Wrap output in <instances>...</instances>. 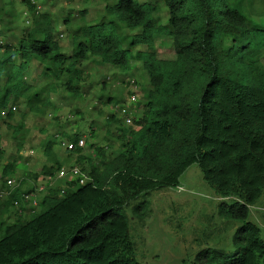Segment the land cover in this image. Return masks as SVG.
<instances>
[{"label": "trees", "instance_id": "16d2710c", "mask_svg": "<svg viewBox=\"0 0 264 264\" xmlns=\"http://www.w3.org/2000/svg\"><path fill=\"white\" fill-rule=\"evenodd\" d=\"M20 3L30 14L28 28L14 45L0 41V124L12 135L22 128L9 125L14 105L22 101L27 113L42 115L58 88L78 97L84 80L79 64L88 59L119 71L135 61L149 89L141 117L132 118L126 132L114 115L107 117L106 125H118L121 142L113 157L101 159V149L89 145L100 162L95 165L81 154L83 148L69 150L75 164H86V171L78 169L89 181L57 180L27 220L20 219L26 192L22 179L16 180L0 201V218L18 207L13 223L0 222V264H138L122 209L150 191L175 188L192 164L215 196L229 201L218 205V214L239 223L234 251H206L205 261L264 264V240L247 220L264 188V28L250 24L234 0H112L104 6L106 15L134 33L121 36L119 27L104 19L78 26L70 33V52L63 54L51 18L35 14L28 0ZM157 37L169 40L173 58L156 57ZM31 62L41 65L47 78L38 88L26 80ZM78 136L66 139L74 144ZM52 144L47 140L43 152ZM49 159L52 165L25 176L49 180L61 168ZM15 166L6 162L1 178L12 177ZM131 211L147 219V202L138 201Z\"/></svg>", "mask_w": 264, "mask_h": 264}, {"label": "rangeland", "instance_id": "374dc122", "mask_svg": "<svg viewBox=\"0 0 264 264\" xmlns=\"http://www.w3.org/2000/svg\"><path fill=\"white\" fill-rule=\"evenodd\" d=\"M8 1L0 0V36L3 37V44L14 45L23 29L29 26L30 18L25 22L26 13L20 0H10L14 1L12 4H8ZM111 1L34 0V5L39 7L37 13L47 14L51 18L59 52L68 54L71 50L70 33L78 26L95 24L104 19L113 21L115 26L119 27L121 36L134 33L127 31L114 18L106 15L104 6ZM234 1L239 12L250 24L264 28V0ZM4 10L11 18L2 14ZM80 11H83L82 18ZM163 11L162 9L159 15L161 23L165 22ZM65 18H70L67 25L62 24ZM11 29L14 30L12 35L9 32L7 34V30ZM153 48L157 58H173V50L167 38H155ZM260 62L264 63V58L260 59ZM79 68L84 80L78 86V97L64 92L60 87L49 95L51 108L42 115L27 113L22 101L17 102L9 121V125L13 127L22 125L17 135H12L11 131L0 124V171L6 162L15 161L14 174L10 178L15 181L22 179L21 189L26 192L24 197L34 195V189L43 186L41 178L31 180L25 176L26 173H34L42 166L52 165L49 157H54V161L64 169L75 166L86 171V164H75L76 155L66 150L68 136L78 133V138L84 143L81 154L91 158L93 164L98 165L100 162L97 156L87 146L100 148L101 159L106 160L113 157L121 145L116 138V135H119L118 125H106L107 117L114 115L123 132L133 126L132 118L141 117V106L146 100L149 85L146 74L139 68L138 63L131 60L126 71H119L101 65L91 58L81 62ZM41 71V65L31 62L26 72L27 82L36 88L46 83L47 78L41 75ZM130 80L133 81V88L127 87ZM130 91L134 92L135 96L134 102L128 105L125 99H129ZM121 109L131 115L129 125H125L121 119ZM47 140L53 141L48 154L43 152ZM35 196L36 204L43 194ZM142 199L147 202L148 211V217L144 220L137 218L131 211L132 206ZM228 202L215 196L203 182L195 164L190 165L179 176L175 188L153 190L131 202L122 212L127 219L128 238L133 246L135 261L138 264H216L214 261H205L206 251L230 255L234 251L232 236L239 226L238 222L218 214V205ZM17 208L14 207L0 218V222L13 223L16 220ZM29 209L25 203L20 205V219H30L32 215L29 212L33 211L34 215L39 212L40 207ZM6 216L7 220H4ZM247 220L258 227L259 237L264 240V188L257 202L249 207Z\"/></svg>", "mask_w": 264, "mask_h": 264}, {"label": "built area", "instance_id": "2783aa9c", "mask_svg": "<svg viewBox=\"0 0 264 264\" xmlns=\"http://www.w3.org/2000/svg\"><path fill=\"white\" fill-rule=\"evenodd\" d=\"M127 86L133 88V81L130 80ZM134 96L135 93L130 91L129 99H127L128 105L130 102H134ZM119 115L121 116V119L123 120L125 125L130 124L131 115L129 113L126 114L125 111L121 109V114L119 113ZM83 145H84L83 140L78 139L74 144L68 143L66 145V150L67 151L72 150L74 146H76L77 148H82ZM61 179H64L66 181L77 180V185H83L85 181H89L83 175V173H81V171L75 166H71L66 169L60 168L57 172H55L53 177H51L49 180L45 182H42L43 186H39L34 189L35 192L34 195L30 194L29 197L28 196L24 197V199L27 201V206L30 209L37 207L38 202L35 204V197H36L35 195L44 194V192L47 189L52 188L54 186V183L57 180H61ZM16 185L17 183L14 179L10 177H6V178L0 177V200L6 199L9 196L10 192L16 187ZM60 192L62 193V190Z\"/></svg>", "mask_w": 264, "mask_h": 264}, {"label": "crops", "instance_id": "0c3cea01", "mask_svg": "<svg viewBox=\"0 0 264 264\" xmlns=\"http://www.w3.org/2000/svg\"><path fill=\"white\" fill-rule=\"evenodd\" d=\"M28 1H29V0H28ZM8 2H9L8 4H12L14 1L11 2V1L9 0ZM29 2H30L31 4H34V0H31V1H29ZM24 10H25L24 12L26 13V21H25V22H27V18H30V14L27 12L26 7H24ZM38 11H39V7L36 6V7H35V14H39V13H37ZM2 14H7V15L9 16V18H11L10 14L7 13V12H5V10H4V12H3ZM42 14H43V13H42ZM23 15L25 16V14H23ZM24 19H25V17H24ZM9 20H10V19H9ZM9 22H11V20H10ZM7 24H8V23H7ZM26 28H28V27H26ZM24 29H25V28H24ZM24 29H23V30H24ZM13 31H14L13 29H11L10 31L7 30L6 33H7V34L10 33V34L12 35ZM8 32H9V33H8ZM2 34H5V33H2ZM2 34H1V35H2ZM60 36H61V35H59V38H60ZM1 39H3V37L0 36V41H1ZM17 40H18V39H17ZM1 43H2V42H1Z\"/></svg>", "mask_w": 264, "mask_h": 264}, {"label": "clouds", "instance_id": "9594fccd", "mask_svg": "<svg viewBox=\"0 0 264 264\" xmlns=\"http://www.w3.org/2000/svg\"><path fill=\"white\" fill-rule=\"evenodd\" d=\"M61 168H62V167H61ZM56 172H57V171H56ZM54 174H55V173H54ZM54 174H53V175H54ZM0 177H1V175H0ZM43 182H45V181H43ZM0 201H1V200H0ZM26 204H27V201H26ZM29 210H30V209H29ZM20 211H21V210H19V212H20ZM31 212H32V211H31ZM29 213H30V212H29Z\"/></svg>", "mask_w": 264, "mask_h": 264}]
</instances>
